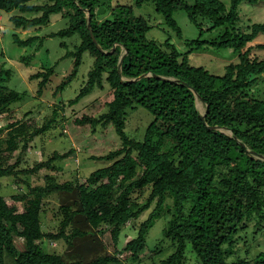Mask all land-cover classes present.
<instances>
[{
    "label": "trees",
    "instance_id": "1",
    "mask_svg": "<svg viewBox=\"0 0 264 264\" xmlns=\"http://www.w3.org/2000/svg\"><path fill=\"white\" fill-rule=\"evenodd\" d=\"M31 1L0 0V11L11 12L9 21L21 29L40 28L53 15L65 19V26L49 36L76 34L79 42L71 49L60 42L66 48L61 58L73 59L71 71L57 89L71 82L83 55H89L92 65L87 78L69 102H77L94 89H110L112 98L99 114L85 113L73 121L93 129L111 124L120 142L103 154L91 155L106 164L90 171L82 181L58 182L48 175L46 183L30 186L20 195L22 210L0 195V264L5 256L13 264L116 262L114 254L98 255L89 261H65L59 252L44 250L41 242L47 238L71 244L72 238L87 234L88 230L72 227L73 218L80 215L95 232L110 230L117 244L121 226L147 210L153 201L137 234L121 249L132 261L139 259L157 216L165 214L162 237L170 241L173 250L160 259V264H187L189 251L196 264H251L248 257L238 254L233 243L241 231H248L250 222L252 235L256 230L264 231V84L259 85L264 80V57L251 55L250 45L258 34H264V21L252 22L248 30L238 24L239 3L256 0H229L228 5L223 0ZM144 2L153 3L162 24L178 38L183 33L175 13L183 11L198 29L196 36L184 38L187 50H179L170 37L163 42L147 37L152 24L134 12V7ZM105 10L108 14L100 19ZM215 28H221L216 36L204 37ZM12 37L20 46L35 44L38 49L43 44V38L37 35L21 38L13 33ZM208 46L231 48L238 59L226 64L222 74L189 62L192 51ZM30 57L22 55L20 59L26 63ZM56 63H44L29 75L38 80V94L49 83ZM10 77L11 70L0 66V113L26 95L5 84ZM197 100L202 102L203 111ZM138 106L153 116L141 139L130 137L124 130L128 111ZM58 114L53 108L51 117L40 126L25 119L0 126V132L6 130L0 140V176L36 172L49 167L54 159L75 152L74 147L63 153L54 150L27 168H15L16 161L9 163L8 155L2 153L1 148L8 153L19 147L25 149L35 135L53 127ZM146 187L149 193L140 202L134 193L142 194ZM73 189L78 194L77 207L61 205L57 229L43 230V197ZM16 238L23 240L22 247ZM254 257L264 264V250Z\"/></svg>",
    "mask_w": 264,
    "mask_h": 264
},
{
    "label": "rangeland",
    "instance_id": "2",
    "mask_svg": "<svg viewBox=\"0 0 264 264\" xmlns=\"http://www.w3.org/2000/svg\"><path fill=\"white\" fill-rule=\"evenodd\" d=\"M44 0H32V3H43ZM125 1V0H124ZM228 5L229 0H223ZM103 8V7H102ZM99 8L98 11H102ZM15 12V11H13ZM134 12L145 16L152 27L147 32V37L163 42L170 37V40L181 51L187 50L188 46L184 43L185 37H194L198 29L188 20L183 11H177L175 17L182 28L183 37L178 38L174 31L162 24L161 16L156 13L152 2H144L140 7H134ZM11 12L0 11V66L11 70L10 79L5 84L17 91H24L26 95L18 101L12 102L6 111L0 113V126L15 119H25L28 123L36 126L42 125L52 115V109L58 111L57 120L45 132L38 133L30 141L27 147H19L13 152L8 153L2 149L4 155H8V162L16 163L15 168L31 167L34 162L44 160L51 155L54 150L60 153L68 148L74 147L75 152L54 159L49 167H42L36 172L19 173L18 175L0 176V195L9 204L16 205L18 210L23 209L20 195L27 193L29 187L37 184L46 183V176L51 175L58 182L67 180L82 181L86 175L103 165L106 161L99 158H91V155H99L118 146L120 139L111 124L104 127L97 126L92 128L90 125H77L73 119L82 114L97 115L106 108L105 103L112 98L110 89H94L75 103L69 101L75 96L78 89L84 84L87 72L92 65V59L84 54L82 63L78 66L76 76L64 89H57L62 78L65 77L72 68V57H62L66 48L60 46L64 41L68 48H73L74 43L79 42L76 34L71 36L52 35L59 28L65 26V19L61 15H53L50 22L40 28L21 29L15 28L9 21ZM108 14L102 12L100 19ZM238 24L241 29L248 30L252 22L264 21V0H256L255 3L241 1L238 6ZM221 31L215 28L204 34V37H214ZM17 33L19 37L26 38L37 35L43 38V44L36 49L35 44L31 46H20L13 40L12 34ZM251 55L258 58L264 57V34H258L250 42ZM47 49V51L45 50ZM31 55L28 62H23L20 57ZM237 54L231 48H215L208 46L197 49L189 54V62L195 65H203L210 72L222 74L224 67L229 62L237 61ZM54 73L50 76V81L43 89L42 94L37 93V81L29 75L35 73L44 63L53 64ZM264 80L259 82L263 85ZM59 105H56V104ZM196 104L200 111H203V104L199 100ZM152 115L142 106L132 108L126 116L125 132L132 138L141 139L146 125L151 121ZM6 136V130L0 132V140ZM5 146L3 142L2 147ZM149 193V187L144 189L142 194L134 193L137 200L143 202ZM78 194L76 189L72 191L60 190L51 192L43 197L41 212V225L45 231L56 230L62 214L59 211L61 205L69 204L73 208L77 207ZM166 202H170L167 198ZM155 201L150 207L129 219L121 226L117 244L113 243L110 230L104 229L102 232H95L88 224H85L82 216L76 215L72 221V227L85 229L89 232L84 236L72 238L71 244L62 239L48 240L44 238L41 242L42 248L48 252L57 251L65 261L83 260L89 261L98 255H116L117 261L109 264H160V259L172 252L173 247L170 241L162 236V228L167 219V215L157 216L154 223L146 234L145 247L139 254V259L132 261L129 253L121 250L124 243L137 234L139 223L147 216L149 210L154 206ZM248 231L240 232L241 235L235 238L233 247L238 254L249 258L251 264H259V257L254 255L260 250H264V231L256 230L254 235L252 222ZM18 246H23V240L16 238ZM188 248V246H187ZM246 250H248L246 252ZM190 252V251H189ZM187 252V264H196L192 252ZM3 264H13L12 259L4 257Z\"/></svg>",
    "mask_w": 264,
    "mask_h": 264
},
{
    "label": "water",
    "instance_id": "3",
    "mask_svg": "<svg viewBox=\"0 0 264 264\" xmlns=\"http://www.w3.org/2000/svg\"><path fill=\"white\" fill-rule=\"evenodd\" d=\"M92 36V35H91ZM93 41L95 42V38L92 36ZM118 71H120V63L118 64Z\"/></svg>",
    "mask_w": 264,
    "mask_h": 264
}]
</instances>
